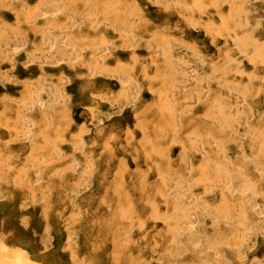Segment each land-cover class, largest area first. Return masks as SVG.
<instances>
[{"label":"rangeland","instance_id":"rangeland-1","mask_svg":"<svg viewBox=\"0 0 264 264\" xmlns=\"http://www.w3.org/2000/svg\"><path fill=\"white\" fill-rule=\"evenodd\" d=\"M260 1L0 0V240L31 264H264Z\"/></svg>","mask_w":264,"mask_h":264},{"label":"bare ground","instance_id":"bare-ground-1","mask_svg":"<svg viewBox=\"0 0 264 264\" xmlns=\"http://www.w3.org/2000/svg\"><path fill=\"white\" fill-rule=\"evenodd\" d=\"M256 1H258V0H256ZM262 1V0H261ZM260 1V2H261ZM245 2H248V1H245ZM250 2H253V1H250ZM247 5H248V3H246ZM246 4H245V6H246ZM6 5V4H5ZM221 5V4H220ZM261 5V4H260ZM257 6V5H256ZM263 6H264V4H263ZM248 7H250V6H248ZM8 8V7H7ZM2 9V8H1ZM252 9V8H251ZM9 10V9H8ZM14 10H16V9H14ZM13 10V11H14ZM262 10V9H261ZM218 11H220V9L218 10ZM247 11V10H246ZM246 11H244V13L246 12ZM253 11V10H252ZM259 11V10H258ZM16 12V11H15ZM48 12V11H47ZM237 12V11H236ZM14 13V12H13ZM18 13V12H17ZM45 13V12H44ZM50 13V12H49ZM254 13V12H253ZM257 13V12H256ZM43 14V13H42ZM216 14V13H215ZM246 14H248V13H246ZM261 14V13H260ZM259 14V15H260ZM262 14H263V12H262ZM220 15H222V11H221V14ZM256 15V14H255ZM258 15V14H257ZM212 16V15H211ZM210 16V17H211ZM250 16H252V13H251V15ZM254 16V15H253ZM256 19V18H255ZM244 20V19H243ZM246 20H247V18H246ZM250 20H253V18H251ZM261 20V19H260ZM242 21V20H241ZM241 21H239V22H241ZM245 22H247V21H245ZM253 22V21H252ZM241 23H243V21L241 22ZM260 25L262 24V23H259ZM249 25V24H248ZM239 26V25H238ZM262 26V25H261ZM245 27V26H244ZM256 27V26H255ZM258 27V26H257ZM235 28V27H234ZM247 29V28H246ZM249 29H250V27H249ZM256 29H259V28H256ZM254 30V29H253ZM237 31V29L235 30V34L237 33L236 32ZM238 31H239V29H238ZM251 32V31H250ZM254 32V31H253ZM234 33V32H233ZM240 34V33H239ZM251 34V33H250ZM254 34V33H253ZM237 35V34H236ZM244 35V34H243ZM255 35V34H254ZM259 35V34H258ZM239 36V35H238ZM251 36V35H250ZM245 37V36H244ZM245 38H247V37H245ZM252 38V37H251ZM253 39V38H252ZM256 39V38H255ZM237 40V39H236ZM246 40V39H245ZM254 40V39H253ZM247 41V40H246ZM255 41V40H254ZM237 42V41H236ZM255 42H257V41H255ZM244 43H245V41H244ZM238 44V43H237ZM237 44H235L236 46H237ZM251 44H254V43H252L251 42ZM242 45V44H241ZM255 45H256V43H255ZM262 45V44H261ZM263 45H264V43H263ZM246 47H247V45H246ZM254 47V46H253ZM257 47V46H256ZM258 47H260V46H258ZM227 48V47H226ZM249 48H250V46H249ZM255 48V47H254ZM224 49V48H223ZM261 48H259V50H260ZM255 50H257L256 52H258L259 53V50H258V48H256ZM254 50V51H255ZM250 51H252V50H250ZM230 52V51H229ZM235 52V51H234ZM255 52V53H256ZM114 53V52H113ZM225 53H226V51H225ZM236 53H238V52H236ZM241 53V52H240ZM258 53H256V54H258ZM245 53H243V55H244ZM247 54V53H246ZM252 54V53H251ZM254 54V53H253ZM252 54V55H253ZM218 55V54H217ZM102 56V55H101ZM189 56V55H188ZM187 56V57H188ZM261 56V55H260ZM227 57V56H226ZM247 57H248V55H247ZM252 57V56H251ZM100 58V57H99ZM191 58V57H190ZM252 59H255V58H252ZM257 60L258 59H260V58H256ZM187 60H188V58H187ZM190 60H192V59H190ZM218 60V59H217ZM238 60V59H237ZM240 61V60H239ZM242 61V60H241ZM253 61V60H252ZM251 61V62H252ZM233 62V61H232ZM232 62H229V64L230 63H232ZM257 62V61H256ZM259 63V62H258ZM212 64H214V63H212ZM240 64H242V62L240 63ZM232 65V64H231ZM209 66V65H208ZM211 66V65H210ZM216 66V65H215ZM246 66V65H245ZM255 66V65H254ZM192 67V66H191ZM223 67H224V65H223ZM227 67V66H226ZM257 69V71H259V70H261L259 67H256ZM194 69V68H193ZM223 69H225V68H223ZM232 69V68H231ZM192 70V69H191ZM215 70V69H214ZM228 70V69H227ZM233 70V69H232ZM254 70V69H253ZM190 71V70H189ZM221 71V70H220ZM240 71H241V69H240ZM252 72V71H251ZM129 74H130V72H128ZM192 73V72H191ZM225 73V72H224ZM244 73V72H243ZM129 74H127V75H129ZM193 74H195V73H193ZM192 74V75H193ZM218 74V73H217ZM227 74V73H226ZM226 74H225V76H226ZM236 74V73H235ZM234 74V75H235ZM254 74V73H253ZM212 75V74H211ZM221 76V75H220ZM232 76H233V74H232ZM253 76V75H252ZM189 77V76H188ZM193 77V76H192ZM213 77V76H212ZM227 77H228V75H227ZM234 77V76H233ZM249 77H251V76H249ZM191 78V77H190ZM189 78V79H190ZM208 78V77H207ZM243 78V77H242ZM246 78V77H245ZM255 78V77H254ZM213 79V78H212ZM219 79V81H220V78H218ZM234 79H235V77H234ZM264 79V78H263ZM191 80V79H190ZM208 80V79H207ZM228 80V79H227ZM262 80V79H261ZM230 81V80H229ZM249 81H250V79H249ZM224 82V81H223ZM236 82L237 81H235V84H236ZM256 82V81H255ZM209 83V82H208ZM214 83V82H213ZM234 83V82H233ZM246 83V82H245ZM251 84H252V86H254L255 84L253 83V82H250ZM250 83H249V85H250ZM247 84V83H246ZM261 84V83H260ZM211 85H212V83H211ZM219 86V85H218ZM233 86H234V84H233ZM246 86V88H247V85H245ZM212 87V86H211ZM210 87V88H211ZM237 87V86H236ZM244 87V86H243ZM255 87V86H254ZM222 88V87H221ZM228 88H229V86H228ZM234 89V88H233ZM232 89V90H233ZM245 89V88H244ZM243 89V90H244ZM259 89H260V87H259ZM231 90V89H230ZM242 89H241V91H243ZM249 90V89H248ZM240 91V92H241ZM245 91H247L246 89H245ZM244 92V91H243ZM243 92H241L242 94H243ZM248 94V93H247ZM233 95H234V93H233ZM244 95H245V93H244ZM262 95V94H261ZM263 96V95H262ZM261 96V97H262ZM221 97V96H220ZM245 97H246V95H245ZM218 98H219V96H218ZM217 98V99H218ZM252 98V97H251ZM259 98H260V96H259ZM242 99V98H241ZM240 99V100H241ZM262 99V98H261ZM243 100V99H242ZM245 100V99H244ZM264 100V99H263ZM250 101V100H249ZM46 102V101H45ZM242 102V101H241ZM245 102V101H244ZM252 103V102H251ZM43 104H44V102H43ZM247 104V103H246ZM234 105V104H233ZM253 106H254V104H252ZM247 107H249L248 105H246ZM237 107V106H236ZM259 108H260V106H258ZM248 111V110H247ZM250 112H251V110H250ZM218 118V117H217ZM216 119V118H215ZM220 119V118H219ZM98 120H99V122L100 121H102V118H100L99 119V117H98ZM101 123V122H100ZM25 128H26V130H25V137H28V126L25 124ZM254 130V129H253ZM91 150H96L95 149V147H94V145L91 147ZM109 160L110 159H106V161L107 162H109ZM19 162H21V159H19ZM138 164V163H137ZM108 165V164H107ZM111 166V165H110ZM107 167V166H106ZM96 165H95V167H94V170H96ZM109 169V168H108ZM108 169L107 168H103L102 169V171L100 172V179H94V180H90L88 183H87V185H91L92 183H95V186H96V188H98V189H101V187H102V184L104 185L107 181H106V175L109 173V171H108ZM81 176H82V179L83 180H88V176H86V174L83 172V173H81ZM30 183L28 182V185H29ZM65 188V187H64ZM76 198V194H74L73 196H72V199L74 200ZM73 204H74V201L72 202ZM155 209H157V211H158V208H157V205H156V208ZM192 213H193V211H192ZM192 217V216H191ZM194 217V216H193ZM197 220V219H196ZM195 223V222H194ZM156 226H158V221H155L154 222V226L153 227H156ZM0 264H31V262H30V259L28 258V256H27V254H26V252H25V249L23 248V247H20V246H14V245H11V244H9V242L8 241H4V240H0Z\"/></svg>","mask_w":264,"mask_h":264}]
</instances>
